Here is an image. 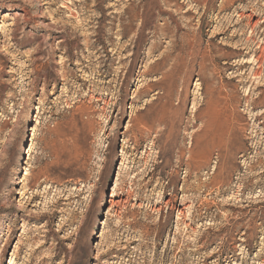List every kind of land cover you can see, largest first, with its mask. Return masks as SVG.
Returning <instances> with one entry per match:
<instances>
[{
    "label": "rangeland",
    "instance_id": "374dc122",
    "mask_svg": "<svg viewBox=\"0 0 264 264\" xmlns=\"http://www.w3.org/2000/svg\"><path fill=\"white\" fill-rule=\"evenodd\" d=\"M260 263L264 0H0V264Z\"/></svg>",
    "mask_w": 264,
    "mask_h": 264
},
{
    "label": "bare ground",
    "instance_id": "6f19581e",
    "mask_svg": "<svg viewBox=\"0 0 264 264\" xmlns=\"http://www.w3.org/2000/svg\"><path fill=\"white\" fill-rule=\"evenodd\" d=\"M173 1V0H172ZM89 35V34H88ZM91 36L92 35H89V36H85L84 37V39H85V42L86 43H84V44H86V47H88L89 45H91L92 44V40H91ZM93 37V36H92ZM99 36L98 35H95L94 36V38H98ZM102 38V37H101ZM22 39V38H21ZM83 39V40H84ZM100 39V38H99ZM33 41V40H32ZM63 41V40H62ZM95 41V40H94ZM97 42V41H96ZM20 43H26V41H25V39H22L21 40V42ZM92 48V47H91ZM38 48H35L34 49V51L29 55V60H32L33 59V56L38 52V50H37ZM139 49V48H138ZM110 51V50H109ZM113 53H115V51H113V50H111ZM101 52V51H100ZM92 56V55H91ZM98 56V55H97ZM109 57V56H108ZM109 59V58H108ZM29 62H31V61H29ZM104 62V61H103ZM105 63V62H104ZM100 66V65H99ZM106 67V66H105ZM100 68V67H99ZM112 68V67H111ZM106 69V68H105ZM101 72V71H100ZM109 72V71H108ZM106 73V72H105ZM94 74L95 75H98V76H101V74L102 73H99V70H98V72H96V71H94ZM75 75V72L73 71V70H69V71H67V72H65L64 74H63V79L62 80H64L65 82H67V78L65 77V76H73V77H75L74 76ZM62 76V75H61ZM76 78V77H75ZM92 78V77H91ZM77 79V78H76ZM68 80H70V79H68ZM71 81V80H70ZM36 117V116H35ZM36 119H37V117H36ZM31 131H33L32 133H34V130H33V128H31ZM31 146H29V148H28V150H27V153H29V151H30V149L32 148H30ZM172 205V204H171ZM184 207V206H183ZM261 264V263H260Z\"/></svg>",
    "mask_w": 264,
    "mask_h": 264
}]
</instances>
